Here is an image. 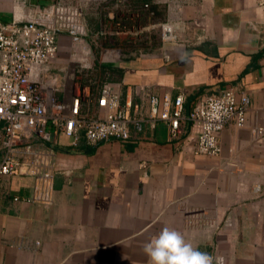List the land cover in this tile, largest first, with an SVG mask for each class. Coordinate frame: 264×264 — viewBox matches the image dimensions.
<instances>
[{"label":"crops","instance_id":"1","mask_svg":"<svg viewBox=\"0 0 264 264\" xmlns=\"http://www.w3.org/2000/svg\"><path fill=\"white\" fill-rule=\"evenodd\" d=\"M58 1L84 11L92 36L150 27L160 7L190 29L161 53L127 49L115 64L93 67L101 80L91 87L109 83L142 128L78 147L61 134L50 204L13 198L29 193L33 177L0 178V264H149L144 245L165 227L223 264H264V57L254 59L264 49V0H0V20ZM59 42L51 71L68 84L80 65L76 43L67 34ZM142 86L183 95L186 115L227 86L245 91L250 107L244 125L229 121L221 131L220 155L197 153L200 127L185 120L173 137L167 123L152 124Z\"/></svg>","mask_w":264,"mask_h":264},{"label":"built area","instance_id":"2","mask_svg":"<svg viewBox=\"0 0 264 264\" xmlns=\"http://www.w3.org/2000/svg\"><path fill=\"white\" fill-rule=\"evenodd\" d=\"M189 29L186 21L171 19L161 24V38L164 43L174 42ZM61 34L74 43L87 37L85 13L80 7L58 1L34 6L11 22L0 20V178L27 175L34 179L29 193L12 195L16 200L52 202L54 179L60 171L57 153L61 134L72 147H78L82 140L96 145L129 139L132 124L142 128L143 119L121 107L120 95L109 83L100 82L93 89L73 71V78L64 84L51 71ZM141 89L150 103L148 119L152 124L167 123L173 137L181 134L185 120L200 127L197 153L220 155L221 131L229 121L244 125L250 107L248 94L236 86L202 97L187 115L183 95L161 97L149 86Z\"/></svg>","mask_w":264,"mask_h":264},{"label":"rangeland","instance_id":"3","mask_svg":"<svg viewBox=\"0 0 264 264\" xmlns=\"http://www.w3.org/2000/svg\"><path fill=\"white\" fill-rule=\"evenodd\" d=\"M127 15V13H126ZM149 20V19H148ZM166 10L160 7L158 13L153 14L149 22H155L152 26L140 29L139 31L131 30L126 34L109 35L100 34L92 36L89 31L87 37L81 42L72 44L71 55L74 61L78 63L81 72H78L79 80L84 84H95L100 81L99 72L93 67H107L108 64H115L119 59H124V52L133 51L134 56L141 53H161L171 44L164 43L161 38V24L168 21ZM146 24V21H142ZM127 30V29H126ZM137 31V35L133 34ZM131 36L138 37V42H130ZM112 39V40H111ZM130 57V56H129ZM128 58V57H127ZM87 65V66H83ZM98 69V68H97Z\"/></svg>","mask_w":264,"mask_h":264},{"label":"clouds","instance_id":"4","mask_svg":"<svg viewBox=\"0 0 264 264\" xmlns=\"http://www.w3.org/2000/svg\"><path fill=\"white\" fill-rule=\"evenodd\" d=\"M149 264H223L221 257H213L195 248L184 236L165 227L144 245Z\"/></svg>","mask_w":264,"mask_h":264},{"label":"trees","instance_id":"5","mask_svg":"<svg viewBox=\"0 0 264 264\" xmlns=\"http://www.w3.org/2000/svg\"><path fill=\"white\" fill-rule=\"evenodd\" d=\"M138 2V1H143V5H151V0H129V3H130V5L132 4V5H134L135 4V2ZM148 5V6H149ZM151 9H153L152 7H150V10ZM147 13L145 12V15H146ZM140 15H141V12H140ZM145 15H143V16H145ZM130 17V16H129ZM262 57H264V49L262 50V51H260V53H258V54H256L255 55V57H254V59H255V61H257L258 62V60L260 59V58H262ZM2 125H1V123H0V127H1Z\"/></svg>","mask_w":264,"mask_h":264}]
</instances>
